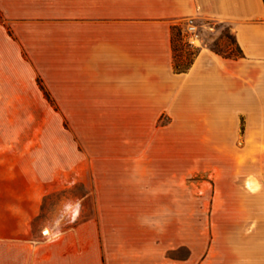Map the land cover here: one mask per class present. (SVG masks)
<instances>
[{
	"label": "crops",
	"instance_id": "obj_1",
	"mask_svg": "<svg viewBox=\"0 0 264 264\" xmlns=\"http://www.w3.org/2000/svg\"><path fill=\"white\" fill-rule=\"evenodd\" d=\"M189 19L228 25L240 56L201 46L191 67L177 72L174 30ZM4 84L12 93L27 85L56 108L95 110L91 156L109 158L105 166L121 177L84 184L93 213L81 220L79 208L67 207L56 217L72 225L48 226L42 236L30 223L55 184L18 188L7 178L0 264H195L192 192L176 181L177 128L188 138L193 125L220 135L242 117L264 124V0H0ZM163 113L170 123L157 132ZM134 145L139 180L129 184L123 177ZM244 244L215 249L201 264H264L263 251Z\"/></svg>",
	"mask_w": 264,
	"mask_h": 264
},
{
	"label": "rangeland",
	"instance_id": "obj_2",
	"mask_svg": "<svg viewBox=\"0 0 264 264\" xmlns=\"http://www.w3.org/2000/svg\"><path fill=\"white\" fill-rule=\"evenodd\" d=\"M194 23L199 37L195 46L188 43L186 22L174 30L177 64L187 65L201 46L222 56L239 55L228 25L212 20ZM16 88L19 91L12 93L11 86L0 85V187L8 184L9 177L18 188H22L20 184H55L30 223L34 234L42 236L48 226L65 229L72 225V221L56 217L67 207L65 212L79 208L81 220L93 213L92 198L83 200L88 195L84 184H107L121 176L105 166L109 158L91 156L96 146L88 136L97 122L92 116L95 110L56 108L55 103L36 98L27 85ZM169 123L170 118L163 113L157 132ZM180 130L177 128L175 148L182 171L176 181L182 188L186 186L187 196L192 192L193 245L199 251L195 264H201L215 249L237 250L245 241L250 248L262 250L264 256V124H249L242 117L239 126H226L220 135L207 131L206 126L193 125L188 138H181ZM101 148L103 152L109 149L110 142L104 140ZM139 149L129 147L128 172L123 177L129 184H138ZM96 161L100 172L94 170Z\"/></svg>",
	"mask_w": 264,
	"mask_h": 264
},
{
	"label": "built area",
	"instance_id": "obj_3",
	"mask_svg": "<svg viewBox=\"0 0 264 264\" xmlns=\"http://www.w3.org/2000/svg\"><path fill=\"white\" fill-rule=\"evenodd\" d=\"M186 32L188 33V43L195 46V42L199 39L197 35V27L194 23V19H189L185 24Z\"/></svg>",
	"mask_w": 264,
	"mask_h": 264
},
{
	"label": "trees",
	"instance_id": "obj_4",
	"mask_svg": "<svg viewBox=\"0 0 264 264\" xmlns=\"http://www.w3.org/2000/svg\"><path fill=\"white\" fill-rule=\"evenodd\" d=\"M173 43H174V41H173ZM174 51H175V49H174ZM214 51V50H213ZM216 53H218L217 51H215ZM240 54H241V52H240V50H239V55H236V56H234V57H238V56H240ZM227 57H231V56H227ZM195 59V58H194ZM194 59H192L187 65H184L183 67L180 65V64H177V62L175 63V68H176V71L177 72H179V73H184V72H186L190 67H191V65H192V63H193V61H194Z\"/></svg>",
	"mask_w": 264,
	"mask_h": 264
}]
</instances>
